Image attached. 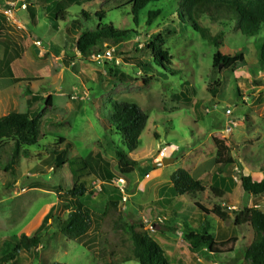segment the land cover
Wrapping results in <instances>:
<instances>
[{"label": "rangeland", "instance_id": "1", "mask_svg": "<svg viewBox=\"0 0 264 264\" xmlns=\"http://www.w3.org/2000/svg\"><path fill=\"white\" fill-rule=\"evenodd\" d=\"M5 1L0 0V61L3 57L9 59L13 74H0V117L10 112L36 114L42 137L36 145L27 147V157L16 162L12 173L0 169V254L5 247H15L21 234L32 235L52 209L41 245L19 254L24 264H139L120 252L108 254L110 245L119 244L122 238L111 225L118 214L124 220L139 218L147 228L154 224L151 235L174 264H240L253 231L246 224L236 226L234 212L254 205L264 208V196L244 192L239 182L240 174H249L254 180L264 177V66L259 64L255 48L256 41H264V30L247 40L232 24L230 29L227 26L220 46L206 43L190 28L183 34L174 32L161 44L173 56L172 64L163 71L165 74L144 84V74L134 68L133 61L150 57L147 44L152 41L151 35H165L171 24L175 26L181 0L151 3L140 12L136 25L127 0H92L79 5L66 0H28L27 7H31L34 18L27 9L6 16ZM58 2L66 5L68 17L54 27L48 19V7ZM101 10L106 11V23L112 21L135 31L124 41L104 45V49H114L120 63L117 68L112 61L97 63L92 56L82 57L63 31L64 24L80 17L82 11L94 14ZM149 10L160 11L151 24L146 22ZM96 22L92 17L87 25ZM206 23L214 31L219 28L218 22ZM217 50L241 52L245 63L235 71H221L220 66L213 69L212 57ZM106 62L117 70L109 73ZM215 81L219 87L211 93L209 89L214 88ZM182 92L187 93V98L180 95ZM112 99L134 102L148 117L135 151L129 152L120 135L106 129L103 121L107 120ZM226 109L231 114H226ZM231 123V130L226 131ZM55 145L66 161L98 153L116 163V151L121 150L139 162L126 181L115 179L101 184L97 173L91 171L87 178L90 192L80 198L83 204L101 214L109 197L118 192L119 206L117 212L99 222L98 229L92 222L89 231L75 240L59 231L68 214L60 200L64 191L72 187L73 175L67 164L57 172L52 170L55 156L49 163L44 162L49 155L46 152ZM218 145L229 148L234 158L229 171L236 183L232 192L222 198L209 190ZM160 150L174 161L154 168L152 164ZM9 159L7 156L3 161ZM178 168L204 179L206 190L195 196L175 195L170 176ZM195 203L208 210L220 205L229 219L222 221L213 214H204ZM183 223L192 228L208 226L219 242L234 237L233 251L215 255L203 248L191 252L182 236ZM94 232L96 241L92 242Z\"/></svg>", "mask_w": 264, "mask_h": 264}, {"label": "trees", "instance_id": "2", "mask_svg": "<svg viewBox=\"0 0 264 264\" xmlns=\"http://www.w3.org/2000/svg\"><path fill=\"white\" fill-rule=\"evenodd\" d=\"M71 4H82L92 0H66ZM159 0H127L126 5L129 6L131 15L133 16V24H138L139 14L151 3ZM4 3V2H3ZM66 5L62 2L56 3L55 7H48V19L52 21V25L57 27L59 21L66 22L68 14H66ZM30 18H34V12L31 7H27ZM160 14L159 10H149L147 12V24H151L153 20ZM97 19L94 25H87L92 19ZM106 11H99L94 14L82 11L80 17L73 18L66 25L63 31L70 44L74 46L76 51L85 58L91 57L92 54L104 52V45L113 44L124 41L135 33L132 29H124L116 26L112 21L105 22ZM218 22L219 28L214 31L213 27L206 22ZM218 24L216 25L218 27ZM234 24L238 33L245 39L257 37L264 30V0H181L176 11L175 26L171 24L166 29L165 35L155 33L151 35L152 41L147 44L150 50L148 59H134V68L144 74L143 82L148 84L149 81L159 78L165 74L163 71L172 64L173 56L168 49L161 46L165 39L174 35V32L183 34L190 28L206 43L220 46L223 43L222 38L226 28ZM231 25V26H230ZM174 26V27H173ZM230 29V28H229ZM175 33V34H176ZM256 56L260 66H264V41H256ZM103 50V51H102ZM115 57V55H114ZM117 58V57H115ZM114 67L117 68L120 63L116 64L112 60ZM245 63L241 52L225 53L217 50L213 53L212 68L221 67V71H235ZM109 63H105L109 73L114 70L109 68ZM10 60L3 57L0 61V74L6 71L7 75L13 74L10 68ZM119 71H116V73ZM151 73V76L147 75ZM187 84L186 82L184 83ZM219 87L218 81L214 82V88H210L211 93H215V88ZM186 89V87H184ZM240 95V90L237 88ZM184 98L187 93L182 92ZM107 120L103 121L107 124L106 129L114 134H119L122 145L129 151H135L140 144V136L147 122L146 113L134 102L110 100L108 103ZM41 124L36 114L10 112L0 117V169L4 173H12L16 162L21 157H27V147L34 146L41 139ZM229 148L225 145H218L216 156L211 172V184L209 190L218 198L224 197L232 192L236 183L231 175L230 169L234 166V158L229 154ZM49 155L44 159L45 163L50 162L51 156H55L52 161V170L57 172L58 168L68 165L71 175H73L72 187L64 191L63 197H59L60 201L68 210L67 217L60 223L59 231L68 239H79L84 236L90 229L91 223L94 222V228H99L104 217L118 210V196L116 192L114 197H109L104 210L101 214L90 211L80 200L85 194L89 193V183L87 178L91 176L94 170L98 175L101 184L111 183L115 179L129 180L127 175L138 167L137 160L129 158V156L121 151H116L117 162L107 161L98 153H89L85 157H74L67 161L60 157V149L58 146L50 148ZM23 154V155H21ZM10 159L5 163V157ZM40 156V155H39ZM43 157V156H41ZM75 174V176H74ZM148 172L144 175L146 176ZM172 190L175 195L183 196L185 194L195 196L206 190V181L204 179H196L191 173L184 169L178 168L170 176ZM239 182L242 190L253 197L264 196V177L260 180H254L249 174H240ZM63 183V182H62ZM100 184V185H101ZM38 187V186H33ZM60 189V187L58 186ZM198 209L204 214H213L222 221L229 219L224 207L217 205L213 209L208 210L198 203H195ZM52 210V209H51ZM51 210L44 216L40 225L32 235L21 234L18 243L11 250L5 247L0 254V264H24V259L19 258L21 251L30 252L37 249L41 245L42 232L46 229V225L51 218ZM236 226L249 225L253 231V238L247 247L244 258L240 264H264V208L254 205L249 208L241 209L234 212L233 217ZM112 230H119L121 240L117 245H110L109 255H124V258L133 257L139 264H174L170 256L164 251L161 244L153 238L150 230L141 219L124 220L121 214L112 219ZM182 236L188 244L191 252H197L206 249L211 254H228L233 251L236 239L233 237L227 241H216L214 235L209 231L208 226L199 225L197 228L187 226ZM114 233V232H113ZM90 241H96V233L94 232ZM59 264V263H55Z\"/></svg>", "mask_w": 264, "mask_h": 264}, {"label": "built area", "instance_id": "3", "mask_svg": "<svg viewBox=\"0 0 264 264\" xmlns=\"http://www.w3.org/2000/svg\"><path fill=\"white\" fill-rule=\"evenodd\" d=\"M28 0H14V1H5V5H4V14L6 16L8 15H14V13H16L18 10H26L27 6H28ZM1 12V11H0ZM37 44L39 45L40 42L38 41ZM93 60H95L97 63H101L103 61H112L115 60V63L118 64L119 63V59L114 57V49L111 48H107L104 52L102 53H98V54H92L91 55ZM72 98H77V96H72ZM226 114H231V110L230 109H226L225 110ZM232 125H227L226 127V131H230L232 126L234 125V123H231ZM165 157V150H160L159 152V156H157L156 158H154V162L161 160L162 158ZM123 180V179H122ZM100 186V185H99ZM125 200V198H123ZM162 218L159 217L158 220H161ZM155 225L154 224H150L149 225V230H154Z\"/></svg>", "mask_w": 264, "mask_h": 264}, {"label": "water", "instance_id": "4", "mask_svg": "<svg viewBox=\"0 0 264 264\" xmlns=\"http://www.w3.org/2000/svg\"><path fill=\"white\" fill-rule=\"evenodd\" d=\"M157 154H158V153H156V155H157ZM173 160H174V159H172V158H163V159H161V160H159V161L153 162L152 166H153L154 168L162 167V166H166V165H168L169 163L173 162Z\"/></svg>", "mask_w": 264, "mask_h": 264}, {"label": "crops", "instance_id": "5", "mask_svg": "<svg viewBox=\"0 0 264 264\" xmlns=\"http://www.w3.org/2000/svg\"><path fill=\"white\" fill-rule=\"evenodd\" d=\"M6 1H7V0H6ZM65 57H66V55H65ZM10 68H11V67H10ZM164 158H169V157H168V156H165ZM162 159H163V158H162ZM173 161H174V160H173ZM191 175H192V174H191ZM192 176H193V175H192ZM196 179H197V178H196ZM198 179H199V178H198ZM161 201L164 202V200H162V199H161ZM161 201H160V202H161Z\"/></svg>", "mask_w": 264, "mask_h": 264}]
</instances>
